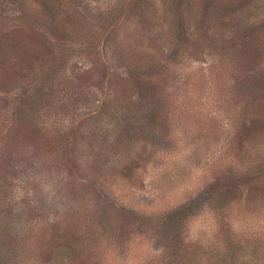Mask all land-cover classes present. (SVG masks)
<instances>
[{
	"label": "rangeland",
	"instance_id": "obj_1",
	"mask_svg": "<svg viewBox=\"0 0 264 264\" xmlns=\"http://www.w3.org/2000/svg\"><path fill=\"white\" fill-rule=\"evenodd\" d=\"M130 2L0 0V264H264V0ZM152 101L150 130L122 126ZM39 128L75 157L31 151Z\"/></svg>",
	"mask_w": 264,
	"mask_h": 264
},
{
	"label": "trees",
	"instance_id": "obj_2",
	"mask_svg": "<svg viewBox=\"0 0 264 264\" xmlns=\"http://www.w3.org/2000/svg\"><path fill=\"white\" fill-rule=\"evenodd\" d=\"M130 4L127 7V9H124V12L122 13L123 16L126 15H130L132 16L133 14H135L137 11L139 12L142 9L143 5H146L147 7L149 6V4L151 3V0H130ZM180 2L181 0H167L166 2V7H167V11L174 15L176 18L178 17L177 14H179V9H180ZM151 6V5H150ZM149 6V7H150ZM146 7V8H147ZM206 10V9H205ZM57 12L53 11L51 12V16L54 19V14H56ZM203 17H205V12L202 13ZM114 20V19H113ZM201 24H203V21H200ZM49 78V77H48ZM48 78H44V80H46L47 82L44 84L46 85V87H50V89H46L47 92L52 91V86H50V84L52 83ZM262 88L264 89V85H262ZM45 88H41V89H37L35 90L36 92H42V90ZM50 90V91H49ZM38 93V94H39ZM35 95L32 94V99L30 100V98H28L30 101H25V99H21V103L23 105V107H27L30 112H32L31 114L34 115L36 112H38L41 107V100L39 98L34 97ZM46 96V94H45ZM71 103H73V105H71ZM77 104V102H70L69 105H71L72 107L75 106ZM68 104H66L63 108V110L67 111L68 109ZM101 107V106H100ZM143 109L136 111L131 113L129 116H124V117H120L122 119V126H129L130 124H135L139 129H146V130H150V126L153 123V118L156 117L157 115V111L159 109V107H161V105L159 103H153V101L150 103L146 102V104H144V106H142ZM101 109V108H100ZM126 117V118H125ZM85 119H83V122H91L94 123L91 119L92 115H87L84 116ZM119 118V119H120ZM73 133H75V131H71L70 133H65L59 136H55L53 139H50V141H43L41 139H44L41 137L40 134V128L36 129L31 135L32 139H28L27 142L31 147V151H35V153L37 155H42L44 153H46V155L51 154V156L53 157V159H61V160H66L68 161L70 156H74L75 157V153L72 154L70 153V144L72 142V144H74L73 142V138L72 135ZM41 140V141H40ZM43 141V142H42ZM72 149V148H71ZM75 160V159H74ZM73 160V161H74ZM257 172V171H256ZM254 179V176L252 174H247L244 175L243 177H240V180L238 179V184L239 185H244V184H251ZM206 194L204 197V199L207 198ZM222 200L219 202V204L222 203ZM203 203V201H194L192 203L189 204H185L180 208H177L176 210L172 211L170 214L167 215L166 219L164 221H162V224H160L161 231L162 232V237H164V239L168 240V242L170 241H175V245L177 246V242H181V235L182 232L185 229V225H186V220L192 216L193 212L199 207L201 206V204ZM227 239L224 241L225 242V246H223V249L220 250L219 252H217V258L219 259L220 262H223L224 260H227V258L231 257V255H234V251L236 249V244H233L232 242H229V238H231L230 236H226ZM73 252V250L71 251ZM225 262V261H224ZM63 264H95L94 261H89V260H83L80 253L79 252H75V253H70L67 257V261L66 263ZM171 264V263H170ZM224 264H230V263H224Z\"/></svg>",
	"mask_w": 264,
	"mask_h": 264
}]
</instances>
